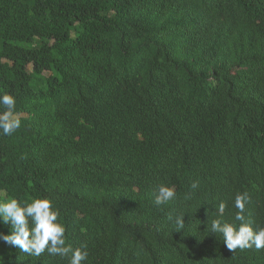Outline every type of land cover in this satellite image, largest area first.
<instances>
[{
    "label": "trees",
    "instance_id": "1",
    "mask_svg": "<svg viewBox=\"0 0 264 264\" xmlns=\"http://www.w3.org/2000/svg\"><path fill=\"white\" fill-rule=\"evenodd\" d=\"M3 94L0 201L51 199L83 264H264L211 232L245 192L264 227V0H0ZM0 264L68 259L0 241Z\"/></svg>",
    "mask_w": 264,
    "mask_h": 264
},
{
    "label": "clouds",
    "instance_id": "2",
    "mask_svg": "<svg viewBox=\"0 0 264 264\" xmlns=\"http://www.w3.org/2000/svg\"><path fill=\"white\" fill-rule=\"evenodd\" d=\"M16 100L11 94L0 95V134L12 135L21 126V120L15 112ZM193 188L198 187L194 182ZM176 197L173 186L160 185L154 193L156 206L166 204ZM247 193L237 194L234 200L233 222L223 220L226 205L220 203L216 208L218 218L211 221V232L221 234L229 251L255 247L264 248V227L256 230L245 222ZM59 212L49 198H37L30 203H21L16 198L0 201V223L10 226V233H0V241L19 249L31 257H38L47 252L51 256L67 258L68 264H83L88 253L84 246L73 249L66 243L65 227L58 222ZM239 222L238 226L237 223ZM177 229H183L185 216L176 217Z\"/></svg>",
    "mask_w": 264,
    "mask_h": 264
}]
</instances>
